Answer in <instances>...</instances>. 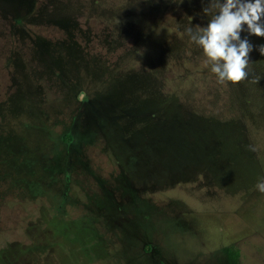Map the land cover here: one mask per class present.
Masks as SVG:
<instances>
[{
  "label": "rangeland",
  "instance_id": "rangeland-1",
  "mask_svg": "<svg viewBox=\"0 0 264 264\" xmlns=\"http://www.w3.org/2000/svg\"><path fill=\"white\" fill-rule=\"evenodd\" d=\"M208 0H0V264H264V37L220 83Z\"/></svg>",
  "mask_w": 264,
  "mask_h": 264
},
{
  "label": "clouds",
  "instance_id": "clouds-1",
  "mask_svg": "<svg viewBox=\"0 0 264 264\" xmlns=\"http://www.w3.org/2000/svg\"><path fill=\"white\" fill-rule=\"evenodd\" d=\"M180 4L183 0H173ZM203 13L209 17L206 26H187L184 32L200 46L211 62V71L218 81L239 83L247 79L252 44L240 33L264 37V0H208ZM264 54V45L259 47ZM264 193V179L256 185Z\"/></svg>",
  "mask_w": 264,
  "mask_h": 264
},
{
  "label": "trees",
  "instance_id": "trees-1",
  "mask_svg": "<svg viewBox=\"0 0 264 264\" xmlns=\"http://www.w3.org/2000/svg\"><path fill=\"white\" fill-rule=\"evenodd\" d=\"M226 252H227L228 256L231 258L233 264H235L237 262L239 253L236 250H233L231 248H227Z\"/></svg>",
  "mask_w": 264,
  "mask_h": 264
}]
</instances>
